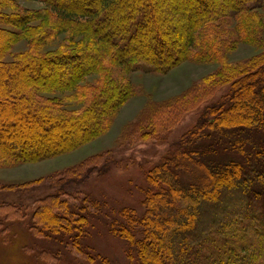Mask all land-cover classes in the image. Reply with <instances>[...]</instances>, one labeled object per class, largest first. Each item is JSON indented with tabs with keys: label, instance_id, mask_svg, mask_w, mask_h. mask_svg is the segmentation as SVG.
<instances>
[{
	"label": "trees",
	"instance_id": "1",
	"mask_svg": "<svg viewBox=\"0 0 264 264\" xmlns=\"http://www.w3.org/2000/svg\"><path fill=\"white\" fill-rule=\"evenodd\" d=\"M17 1H0V21L12 27L0 29V168L54 158L106 135L137 94L132 73L168 75L188 61L217 64L190 93L149 103L143 112L136 125L152 128L143 135L148 140L231 86L147 174L143 217L111 209L121 221L110 227L138 264H264V0H196L191 17L181 9L184 0H33L43 5L39 10ZM185 4L194 7L192 0ZM165 16L177 27L166 26ZM239 44L261 52L230 62L227 53ZM18 45L26 48L14 52ZM4 80L13 103L2 101ZM26 123L34 132L23 129ZM36 132H49L48 140ZM29 145L41 149L23 153ZM217 156L221 161L212 163ZM102 161L97 154L70 170L34 206L0 203V242L10 243L14 227L25 222L34 239L55 244L39 250L47 264H112L85 240L90 208L106 204L65 199L91 171H109ZM40 184L0 183V191L26 194ZM74 251L86 262L69 259Z\"/></svg>",
	"mask_w": 264,
	"mask_h": 264
},
{
	"label": "rangeland",
	"instance_id": "2",
	"mask_svg": "<svg viewBox=\"0 0 264 264\" xmlns=\"http://www.w3.org/2000/svg\"><path fill=\"white\" fill-rule=\"evenodd\" d=\"M160 1L171 3V0ZM184 1L186 3V0ZM17 2L23 8L31 10L43 8L42 4L33 0H18ZM192 2L194 7H190L185 3L181 6V9L188 17L195 15L196 12L195 9L198 2L196 0H192ZM161 9H163V6ZM165 20L166 26L170 27V29L177 27L170 23L169 17L165 16ZM7 27L12 29L11 26L5 25L0 21L1 31ZM147 43L151 45L149 41ZM25 48L26 46L18 45L13 51H22ZM259 52L261 51L257 47L239 44L235 51L227 53V57L230 62H238L249 59ZM62 66L64 68L66 65ZM218 67L219 65L217 64H198L188 61L168 75L146 74L143 72L130 74L128 77L132 85L136 87L137 94L115 117L112 128L106 135L70 153L54 158L34 161L16 167L0 168L1 184L14 185L41 181L40 185L33 187L32 191L26 194L10 190L0 191V203H17L26 208L34 206L35 202L40 198L54 193L55 190L57 191L56 184H60L69 175L68 172L70 170L80 166L94 155L103 154L101 163H108L109 161V171L106 174L99 173V171H91L88 174V180L84 184L66 192L67 196L65 199H69L72 204H78L79 206L82 205L81 201L86 196L102 204L105 203L106 207H103L104 209L102 210L95 207L90 208L89 213L94 219H91L90 226H88V236L85 239L87 246L90 247L94 256L108 258L112 264H138L137 256H130L131 252H129L128 243L119 237L117 233L111 231V222L113 220L121 221L118 216L111 218V216L113 217L112 213H114L112 210H134L139 217H143L146 211L144 201L145 190L148 187L145 182L147 174L161 163L167 155L177 150L178 143L189 130L197 125V121L205 108L218 103L224 95L230 92L231 86L220 89L212 99L202 103L196 109L184 113L177 120L178 122L174 127L169 129L170 126L168 125L165 131L160 128L162 131L154 133L151 139L142 140L145 133L154 132L152 128L146 122L141 125L136 124L141 119L149 103L162 104L190 93L195 89L199 81L209 76ZM36 71L43 75L56 74L54 70L39 67H37ZM4 86V98L2 101L8 100L13 103L14 101H11L13 88L7 80H4ZM243 105L245 106L244 109L249 106L247 103ZM238 108V106H235L234 110ZM11 125L18 127L15 121H12ZM30 125V123H26L22 126L23 129L26 127L32 133L34 131L31 130ZM1 131L8 133L3 128H1ZM48 134L49 132L45 134L35 133L40 141L43 140L45 142L48 140ZM243 134L247 135L246 133ZM252 143H255L254 147L257 146L256 142L253 141ZM234 145L235 141L231 148ZM35 146H27L23 153L31 154L35 151H40L41 148ZM220 161L218 156L216 159H212V163ZM207 162L209 163L208 160ZM13 232L11 233L10 243L4 244L0 242V264H47L40 257L39 250H56L54 243L34 239L28 223L25 224V222L16 225ZM60 256L59 263H62L65 260V256L63 254ZM69 259L79 260L81 263L86 262V258L81 257L77 251L71 252Z\"/></svg>",
	"mask_w": 264,
	"mask_h": 264
}]
</instances>
